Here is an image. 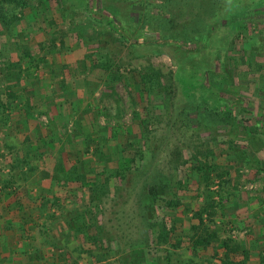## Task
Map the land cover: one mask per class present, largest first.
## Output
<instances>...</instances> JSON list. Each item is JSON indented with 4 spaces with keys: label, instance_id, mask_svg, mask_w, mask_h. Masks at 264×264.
I'll return each mask as SVG.
<instances>
[{
    "label": "rangeland",
    "instance_id": "obj_1",
    "mask_svg": "<svg viewBox=\"0 0 264 264\" xmlns=\"http://www.w3.org/2000/svg\"><path fill=\"white\" fill-rule=\"evenodd\" d=\"M21 1L0 192L34 184V264H264V0Z\"/></svg>",
    "mask_w": 264,
    "mask_h": 264
},
{
    "label": "crops",
    "instance_id": "obj_2",
    "mask_svg": "<svg viewBox=\"0 0 264 264\" xmlns=\"http://www.w3.org/2000/svg\"><path fill=\"white\" fill-rule=\"evenodd\" d=\"M25 137L34 141V135ZM18 190L20 193L9 195L0 192V264H34V204L32 200L28 204L29 201L23 197L34 193V184L22 185ZM22 204L24 207L29 205L27 212L20 209ZM44 250L41 254L51 252L49 248ZM53 254L56 256L55 251Z\"/></svg>",
    "mask_w": 264,
    "mask_h": 264
},
{
    "label": "trees",
    "instance_id": "obj_3",
    "mask_svg": "<svg viewBox=\"0 0 264 264\" xmlns=\"http://www.w3.org/2000/svg\"><path fill=\"white\" fill-rule=\"evenodd\" d=\"M68 2H70V4L72 6L77 5V7L81 8L83 14L85 16H88L89 5H88V1L87 0H68ZM13 4L15 6L16 5H18V6H24L23 5L24 3L21 0H0V24H1V26L9 27L11 24H14L13 22L17 18L16 15L13 14L12 12H10L8 9H6V7H8V5H13ZM74 7H76V6H74ZM206 33H208V32H206ZM55 119H56V117L51 116V118H49V120H50L49 123L52 122V121H55ZM99 134L100 133H98V135ZM88 141L89 140H87V138H84V140H83V144H84V146L86 145L87 150L89 148V146L87 145L88 144ZM96 142H97V140L92 141L90 139V143L91 144H94ZM98 142H99V146L102 147L103 144H104L103 143L101 145L102 139L99 140V138H98ZM41 145H44L46 147H49V144L46 143V142H41ZM91 152L94 153V154H96V153L99 152V148H97V147L94 146V148L92 147V151ZM127 161L128 160L125 159L123 161L124 164L122 163L120 166L128 165V162ZM73 172H74V170H73ZM97 186H94L93 189H95ZM92 191H96V190H92ZM209 199H210V197H209ZM211 199H212V197H211ZM205 202H206V204H205L206 206L203 209H200V210L196 211L194 213V215H193V218H195L200 224L203 223V214H207L208 213V209H209V205H210V202L207 204V198H206V201ZM90 222L91 221H89V222H82L80 219H79V221L76 219L75 220V225L72 228H73V230L75 232L80 233V234H83V235H86L85 237L89 238V236H90L89 235V231H90V228L92 226V222L91 223ZM209 242H210V240L207 237V238H203V239H198L196 241V244L198 246H203L204 244H206V246H207L209 244ZM222 264H243V263H233V261H230L229 260V261L222 262Z\"/></svg>",
    "mask_w": 264,
    "mask_h": 264
}]
</instances>
